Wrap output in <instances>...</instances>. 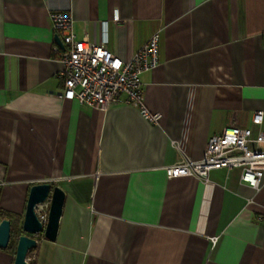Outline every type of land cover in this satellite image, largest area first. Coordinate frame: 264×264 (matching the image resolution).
Wrapping results in <instances>:
<instances>
[{
	"label": "crops",
	"instance_id": "0c3cea01",
	"mask_svg": "<svg viewBox=\"0 0 264 264\" xmlns=\"http://www.w3.org/2000/svg\"><path fill=\"white\" fill-rule=\"evenodd\" d=\"M52 12L122 60L158 32L140 77L156 123L125 95L104 111L59 97ZM231 126L264 131V0H0V221H22L33 185L65 194L56 241L37 237L29 264H264V173L255 191L240 169L206 184L163 172Z\"/></svg>",
	"mask_w": 264,
	"mask_h": 264
},
{
	"label": "built area",
	"instance_id": "2783aa9c",
	"mask_svg": "<svg viewBox=\"0 0 264 264\" xmlns=\"http://www.w3.org/2000/svg\"><path fill=\"white\" fill-rule=\"evenodd\" d=\"M49 19L54 36L63 44L62 49L56 43L52 46L53 53L60 55L58 77L62 85L61 99L104 111L125 95V103L135 105L144 120L157 122L159 117L149 113L144 106L140 77L143 73L154 71L158 65V32L128 60H122L108 51L105 42L91 43L77 39L70 13L52 12ZM262 120L261 112L252 115L253 125L259 127ZM221 169L227 172L240 169V181L258 191L264 173V131L258 130L254 135L248 128H225L209 137L199 160L183 156L173 165L164 167L163 172L168 179L188 177L206 184L209 173ZM47 209V202L35 208L43 228ZM37 237H42V233ZM209 240L215 244L218 237H210Z\"/></svg>",
	"mask_w": 264,
	"mask_h": 264
},
{
	"label": "water",
	"instance_id": "95a60500",
	"mask_svg": "<svg viewBox=\"0 0 264 264\" xmlns=\"http://www.w3.org/2000/svg\"><path fill=\"white\" fill-rule=\"evenodd\" d=\"M54 42L60 49L63 44L57 36ZM65 194L59 187H52L48 183H40L30 187L22 221L15 228L9 220L0 221V249H6L12 237L16 240V250L13 264H29L26 261L29 251L36 248V236L42 233V237L48 242H55L58 224L62 214ZM47 202L48 209L44 228L35 213L38 205ZM43 228V229H42Z\"/></svg>",
	"mask_w": 264,
	"mask_h": 264
}]
</instances>
